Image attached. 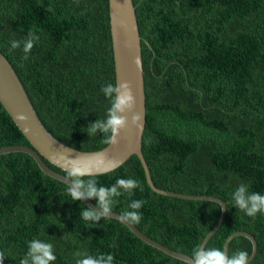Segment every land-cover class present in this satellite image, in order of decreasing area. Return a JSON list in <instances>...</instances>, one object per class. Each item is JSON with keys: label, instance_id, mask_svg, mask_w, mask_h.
I'll list each match as a JSON object with an SVG mask.
<instances>
[{"label": "trees", "instance_id": "obj_1", "mask_svg": "<svg viewBox=\"0 0 264 264\" xmlns=\"http://www.w3.org/2000/svg\"><path fill=\"white\" fill-rule=\"evenodd\" d=\"M141 37L146 122L142 152L161 189L222 199L226 215L205 248L223 250L228 236L250 233L264 264V213L255 218L233 206L241 183L264 194V0H132ZM39 35L23 59L11 40ZM108 0H0V50L19 76L44 127L74 148L101 149L103 133L89 137L90 122L104 119L112 83L107 50ZM28 144L0 105V147ZM43 161L52 169H62ZM65 174V173H64ZM111 186L119 178L143 185L115 198L113 211L144 200L134 224L146 236L189 256L218 222L215 201L154 192L133 154L118 168L94 177ZM68 185L45 174L24 152L0 155V252L18 264L28 242L54 246L53 264H76L75 253L114 255V264H184L143 242L118 219L85 222L83 201H71ZM97 205L96 199H90ZM252 253L236 235L228 255Z\"/></svg>", "mask_w": 264, "mask_h": 264}, {"label": "water", "instance_id": "obj_2", "mask_svg": "<svg viewBox=\"0 0 264 264\" xmlns=\"http://www.w3.org/2000/svg\"><path fill=\"white\" fill-rule=\"evenodd\" d=\"M109 3V30L107 50L111 60L112 67V83L125 81L130 83L133 94L137 99V105L134 110L123 113L128 118V126L121 131L118 137V142L113 145L104 143L103 147L98 150L84 151L74 148L63 143L54 137L42 124L38 113L26 92L15 69L0 50V105L7 115L13 120L18 129L24 135L28 144H12L0 147V155L10 152H24L34 158L40 169L47 175L64 182L67 178L65 174L49 167L43 158L50 163L58 166L55 162V156L59 152L67 151L72 157L77 155L96 156L104 153L105 160L100 165L101 169L105 168L110 163L116 162L121 166L131 155L135 154L143 167L145 179L149 187L156 193L183 197L188 199H203L217 202L221 207L220 217L214 227L204 237L201 245L204 247L207 240L220 226L226 215L225 202L212 195H186L173 191L158 188L154 185L147 162L142 152V137L146 122V104H145V84L143 75V63L141 54V37L139 34L135 7L132 0H108ZM139 57L140 64L137 66L136 58ZM134 112H139L143 116L142 126L137 127L131 123ZM20 114L28 117L27 120H20ZM113 169V170H114ZM112 171V170H111ZM109 172V171H106ZM101 172L100 174L106 173ZM70 183V181H69ZM86 206L96 208L90 199L83 201ZM112 218L118 219L119 213L112 212ZM126 226L143 242L163 251L164 253L179 259L184 264L192 257L170 249L164 244L146 236L134 224L125 223ZM236 235H244L252 242V253L249 256V261L256 253V241L254 237L246 231H237L227 237L223 250L228 254V244L232 237Z\"/></svg>", "mask_w": 264, "mask_h": 264}, {"label": "clouds", "instance_id": "obj_3", "mask_svg": "<svg viewBox=\"0 0 264 264\" xmlns=\"http://www.w3.org/2000/svg\"><path fill=\"white\" fill-rule=\"evenodd\" d=\"M40 37L34 31L29 30L24 40H11V48H21L25 53L23 59H28V54L33 49ZM139 66V57L136 58ZM101 92L110 101V107L106 111L104 119L90 122L87 126L89 137L97 135L98 131L103 133V143L113 145L118 142L121 131L128 126V118L122 115L134 110L137 99L133 94L128 81L108 83L102 86ZM20 120H27L28 117L20 114ZM143 116L139 112H134L131 123L137 127L142 126ZM105 160V154L100 153L96 156L77 155L72 157L67 151L59 152L55 156V162L65 173L64 180L68 187L67 194L71 201H84L86 199H96L97 207L88 206L80 210V217L85 222L99 224L101 219H110L113 215V206L117 202L115 198L124 194L131 196L135 189L143 191V185L133 178H119L114 184L109 186L98 185L94 178L101 172L111 171L118 166L113 162L101 169L100 165ZM70 181V183H69ZM233 206L244 212L247 216L255 218L258 213H264V194L250 192L247 183L239 184L231 194ZM144 200H132L128 205V210L120 213L118 220L121 224H138L142 215L140 209L144 205ZM76 264H114V255L111 253H101L96 256L87 252L77 251L75 254ZM192 259L187 264H249V253L238 250L228 255L224 250L211 247L205 248L197 244L192 250ZM6 256L0 252V264H4ZM57 259L54 246L39 238H34L28 242V250L18 264H53Z\"/></svg>", "mask_w": 264, "mask_h": 264}]
</instances>
